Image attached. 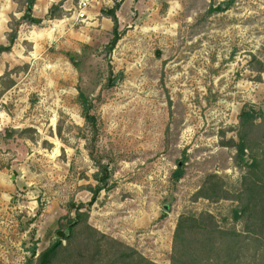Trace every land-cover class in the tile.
<instances>
[{"label": "rangeland", "instance_id": "1", "mask_svg": "<svg viewBox=\"0 0 264 264\" xmlns=\"http://www.w3.org/2000/svg\"><path fill=\"white\" fill-rule=\"evenodd\" d=\"M79 2L37 0L31 23L23 2L0 0V45L19 29L0 56V264L70 235L81 203L75 235H110L160 264H190L194 246L193 264H227L206 240L210 214L247 229L234 211L264 141L243 160L236 144L242 112L264 114V0H109L84 19ZM114 8L126 33L111 51ZM98 160L113 184L88 206ZM262 239L249 235L237 264H262Z\"/></svg>", "mask_w": 264, "mask_h": 264}, {"label": "trees", "instance_id": "2", "mask_svg": "<svg viewBox=\"0 0 264 264\" xmlns=\"http://www.w3.org/2000/svg\"><path fill=\"white\" fill-rule=\"evenodd\" d=\"M20 1L26 6L22 18L29 20L31 23L41 22L40 19L33 15V9L37 0H19V2ZM118 7L119 5H117V8ZM117 8L111 9L108 13V16L114 21V37L110 42L111 51L116 47L119 40L126 33L125 29H120L118 16L116 14ZM217 8L220 10L221 7ZM50 14H54V7L51 8ZM18 34L19 29L17 27L13 28V30L8 33L9 43L7 45H0V56L3 53L10 52L12 50L18 38ZM81 97L83 98L85 118L97 132L98 119L95 114L90 112V106L85 94L81 93ZM240 118L241 125L238 132L239 142L236 144V147L238 157L243 160L247 154V150L254 151L255 147L261 145L260 142L264 141V114H259L254 110L245 109L240 115ZM260 118L262 121H260ZM95 160L97 159L95 158ZM97 166L98 172L95 173V178L97 179L98 184L93 188V198L88 206L94 204L101 192L112 188L113 184L110 181L112 177L110 166L102 160L97 161ZM248 166L252 170L251 172L257 170L259 174L252 177L253 179H250L251 181H247L248 183L245 187V191L244 193L242 192V194L247 193V202L244 203L243 199L240 198V207H237L234 211L235 220H245L247 229L245 228L244 232L228 228L221 229L215 223V217L210 214L211 220L209 221V236L206 240L205 251H207L208 245H212V249L215 248L216 245H218V247L221 246V249L222 247L223 249L225 248L226 254L230 255L227 264H237V256L239 255L242 247L247 245L246 242L249 235L259 236L260 239H262L261 237H264V171H262L264 170V157L260 159L253 154L252 162L248 164ZM183 172L184 170L182 168L178 169L175 177L180 179ZM216 192L218 193V196L221 192H223V189L220 187L216 190ZM211 197L212 196L209 195V198ZM84 206H86L85 203L78 205L77 219L70 220V222L75 223V225L71 228L70 235H65L64 237V239L67 240V243H64V239L58 237L49 245L47 249L39 254L36 260L30 259L28 264H160L149 259L136 248H133L132 246L127 245L123 241H120L110 235H75V227L78 226L79 220H81L86 214L81 211V208ZM250 219L251 221H249ZM257 227H259V229H256ZM91 228L94 232L99 233L96 228ZM179 229L180 227L175 235L176 249H178V242L181 237ZM189 243H195V238H193V236L191 238L189 237L187 244ZM199 251L200 248H197L196 246H194L193 249L184 250V255L186 254L185 256H187V258L185 257V262L193 264L194 261L199 258L197 255L200 254ZM262 264H264V260Z\"/></svg>", "mask_w": 264, "mask_h": 264}, {"label": "built area", "instance_id": "3", "mask_svg": "<svg viewBox=\"0 0 264 264\" xmlns=\"http://www.w3.org/2000/svg\"><path fill=\"white\" fill-rule=\"evenodd\" d=\"M106 1L109 0H80L79 2V9L77 12V18L78 19H84L87 18L89 16V10L96 6L99 5L101 3H105ZM112 1V0H110Z\"/></svg>", "mask_w": 264, "mask_h": 264}, {"label": "crops", "instance_id": "4", "mask_svg": "<svg viewBox=\"0 0 264 264\" xmlns=\"http://www.w3.org/2000/svg\"><path fill=\"white\" fill-rule=\"evenodd\" d=\"M0 180H1V181H5V182H7V179H6V177H5V174L0 175Z\"/></svg>", "mask_w": 264, "mask_h": 264}, {"label": "water", "instance_id": "5", "mask_svg": "<svg viewBox=\"0 0 264 264\" xmlns=\"http://www.w3.org/2000/svg\"><path fill=\"white\" fill-rule=\"evenodd\" d=\"M59 234L61 235V237L64 236V235H63V231H60ZM69 234H70V231H69ZM64 237H65V236H64ZM64 237H63V238H64Z\"/></svg>", "mask_w": 264, "mask_h": 264}]
</instances>
